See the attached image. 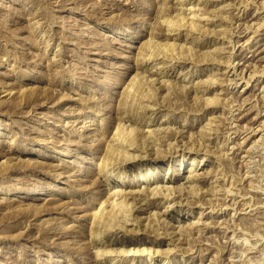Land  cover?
<instances>
[{
	"label": "rangeland",
	"instance_id": "rangeland-1",
	"mask_svg": "<svg viewBox=\"0 0 264 264\" xmlns=\"http://www.w3.org/2000/svg\"><path fill=\"white\" fill-rule=\"evenodd\" d=\"M263 20L264 0H0V264H264Z\"/></svg>",
	"mask_w": 264,
	"mask_h": 264
},
{
	"label": "bare ground",
	"instance_id": "bare-ground-1",
	"mask_svg": "<svg viewBox=\"0 0 264 264\" xmlns=\"http://www.w3.org/2000/svg\"><path fill=\"white\" fill-rule=\"evenodd\" d=\"M242 2V1H241ZM260 2V1H259ZM237 2H235L234 4L233 3H230L229 1L227 2V8H228V10H230V13H232V16H234V18L236 17H239V15H241V14H239V11H240V8L238 7L239 5H240V3H238V4H236ZM237 5V6H236ZM241 6V5H240ZM226 8V9H227ZM230 8V9H229ZM235 10V11H234ZM237 10V11H236ZM235 15H237V16H235ZM243 15V14H242ZM231 16V17H232ZM249 15H247V16H245V17H248ZM244 17V18H245ZM233 20V19H232ZM237 20V19H236ZM229 21V20H228ZM264 21V20H263ZM233 23H235V21L233 22ZM242 23V22H241ZM241 23H239V22H237V24H235V26L236 25H238L239 24V26H240V24ZM243 23L244 24H241L242 25V28H241V31H239V34L237 35V36H242L240 33H244V35H246V33L247 32H249V31H252V30H254V31H256L255 29H258L259 27H260V23L257 25V26H255V28L253 27V29L252 30H250L251 28H250V25H251V23H253V22H246L245 23V21H243ZM255 23V22H254ZM172 25V24H171ZM243 25H245L244 27H243ZM237 27V26H236ZM235 27V28H236ZM238 28V27H237ZM260 29H262V27L260 28ZM233 30V29H232ZM240 30V29H239ZM254 31H252V32H254ZM233 33H234V31H233ZM257 33V32H256ZM235 34V33H234ZM248 34V33H247ZM259 35H260V33H258ZM250 37H252V39H253V37H255V35L254 36H252V35H250L246 40H245V43H244V45L242 44V43H240L241 45H239L240 46V50H244V49H247V48H249L250 46H249V39H250ZM237 38V37H236ZM228 40H229V38H228ZM236 40H238V39H236ZM236 40H233V41H235L236 42ZM238 42V41H237ZM233 45V44H232ZM264 45V44H263ZM264 48V47H263ZM232 50V49H231ZM235 55H237V54H234L233 56H235ZM251 55H253V54H251ZM254 56V55H253ZM250 58V57H249ZM253 58V57H252ZM186 61V60H185ZM230 64V63H229ZM245 65H243L242 67H244ZM230 67H232V71H231V73L233 72V71H236V69L239 67L238 66V62H236L235 64H232V65H230ZM235 67V68H234ZM229 69V68H228ZM254 69V68H253ZM240 70V69H239ZM229 73V72H228ZM251 76H252V74H251ZM235 78H236V76H235ZM242 78V77H241ZM233 79V78H232ZM240 79V78H239ZM229 80V79H228ZM231 80V79H230ZM248 81H249V79H248ZM248 81H247V79H246V81H245V84L246 85H248ZM234 83H235V85L237 84V82L236 81H234ZM261 88V87H260ZM243 90V87L241 88V90H240V92ZM10 92V91H9ZM239 118V117H238ZM263 123V122H262ZM235 124V123H234ZM236 125V124H235ZM247 128V127H246ZM230 129V128H229ZM248 129H251L250 127H248ZM261 129V128H260ZM232 130V129H231ZM234 132V131H233ZM242 132V131H241ZM130 133V132H129ZM252 133H254V130H253V132ZM121 136V135H120ZM120 136L118 137V139H120ZM250 136V135H249ZM117 137V136H116ZM115 132H114V134H113V136H112V138H111V140L109 141V142H111V141H114L115 139ZM247 138V137H246ZM135 140V139H134ZM243 141H245V139H242ZM242 141V142H243ZM247 141V140H246ZM123 143V142H122ZM131 143H133V142H131ZM239 144H241V143H239ZM107 146L109 147L110 146V143H108L107 144ZM235 145H231L230 146V148H232V147H234ZM236 146H237V143H236ZM132 147H134V146H132ZM161 148V147H160ZM229 148V147H228ZM240 150V149H239ZM230 151H232V150H230ZM229 152V151H228ZM120 154V153H119ZM125 154V153H124ZM124 154H123V157H124ZM155 155H156V153H155ZM161 155V154H160ZM118 157V156H117ZM156 157V156H155ZM127 158H128V156H127ZM125 159V158H124ZM123 159V160H124ZM203 159H200V162H199V164L198 165H196V167L197 166H201V164H203L202 162H204V161H202ZM104 165V167H107V169H115V167H114V165L112 164H103ZM179 168H180V164H179ZM146 169V168H145ZM120 170V169H119ZM118 171V170H117ZM148 175L147 177H145L144 175ZM151 175V171H148V169H146V171H145V173H143V175H137V176H135V179L136 180H140V179H143V180H154L153 179V177L152 176H150ZM196 175V176H195ZM200 177L201 176H199L197 173H188L187 174V176H186V179H185V181L187 182V181H191V180H198V179H200ZM182 186V185H181ZM185 187V186H184ZM152 189H157L156 188V186L154 187L153 186V188ZM218 189V188H217ZM147 190H149V189H146V191ZM151 190V189H150ZM159 190V189H158ZM160 191V190H159ZM137 193H139L140 192V190H137L136 191ZM135 192V193H136ZM143 192V191H142ZM151 192V191H150ZM154 192V191H153ZM195 193V192H194ZM138 196V195H137ZM155 196V195H154ZM229 196V195H228ZM165 197V196H164ZM145 200V199H144ZM149 201V200H148ZM103 202V201H102ZM101 202V203H102ZM243 205V204H242ZM225 207V206H224ZM219 208H221V206H219ZM113 210V209H112ZM211 212H213V209H210L209 211H207L206 213H204V214H209V213H211ZM219 213V212H218ZM224 213V212H223ZM114 214H115V212H114ZM118 214V213H117ZM93 215H94V219H96V220H98L99 219V217H100V215H101V212H100V214H97V211L95 210L94 212H93ZM109 215V214H108ZM110 216V215H109ZM115 216H116V214H115ZM118 216V215H117ZM115 218V217H114ZM117 218V217H116ZM119 218V217H118ZM117 218V219H118ZM104 221H106V220H104ZM123 221V220H122ZM101 222V221H100ZM113 222V221H112ZM110 223V222H109ZM204 223V222H203ZM229 225V224H228ZM232 226V225H231ZM108 227V226H107ZM227 228H229V227H226V228H224V229H226L227 230ZM107 229V228H106ZM111 229V228H110ZM92 230V232H91V234H92V236H90L91 238L89 239V241H90V243L91 242H96L97 240H100V237L103 235V236H107V234L103 231V230H101V229H99V228H97L96 230H94V229H91ZM230 230V229H229ZM233 230V229H232ZM108 231V230H107ZM232 238V237H231ZM121 250V249H120ZM118 252V251H117ZM96 253H98V252H96ZM100 254H99V258H98V260L99 261H101V260H103V261H107V262H109V264H112V262H110V259L112 258V257H115L116 255H117V253L115 252V250L112 248V247H106V248H104V249H101V251L99 252ZM125 253V252H124ZM111 257V258H110ZM230 263V262H229ZM114 264V263H113Z\"/></svg>",
	"mask_w": 264,
	"mask_h": 264
}]
</instances>
